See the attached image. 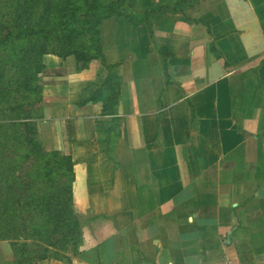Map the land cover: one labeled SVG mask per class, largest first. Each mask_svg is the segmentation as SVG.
<instances>
[{"label":"crops","instance_id":"crops-1","mask_svg":"<svg viewBox=\"0 0 264 264\" xmlns=\"http://www.w3.org/2000/svg\"><path fill=\"white\" fill-rule=\"evenodd\" d=\"M129 2L147 24L100 25L117 103L101 62L43 56L38 138L85 220L70 264H264V0Z\"/></svg>","mask_w":264,"mask_h":264},{"label":"trees","instance_id":"trees-1","mask_svg":"<svg viewBox=\"0 0 264 264\" xmlns=\"http://www.w3.org/2000/svg\"><path fill=\"white\" fill-rule=\"evenodd\" d=\"M111 17L137 27L147 24L148 12L135 10L129 0H6L0 13V102L13 100L0 112V122L8 118L0 124V240L13 249L11 264H70L80 255L85 220L74 206L75 163L44 149L37 127L41 111L34 116L21 102H42L43 56L53 54L74 57L82 68L101 62L108 70L109 105L117 103L120 82L105 60L100 34Z\"/></svg>","mask_w":264,"mask_h":264},{"label":"rangeland","instance_id":"rangeland-1","mask_svg":"<svg viewBox=\"0 0 264 264\" xmlns=\"http://www.w3.org/2000/svg\"><path fill=\"white\" fill-rule=\"evenodd\" d=\"M5 9H6V0H0V13L1 14L4 13ZM29 102H31V104L32 103L34 104L35 100L31 101L30 99H27V100H23L21 103L25 106V109H27L28 111H31L32 115L38 116L40 114V110H41L40 109V103H36V104L32 105L31 107L26 106L27 104H29ZM12 104H13V100H8V102H0V112L4 111V109H6L7 107L12 106ZM7 119H8L7 117L2 118L0 124L6 123ZM48 262H50V264H52L53 262H57V261L56 260H48ZM40 264H45V263L40 262Z\"/></svg>","mask_w":264,"mask_h":264}]
</instances>
